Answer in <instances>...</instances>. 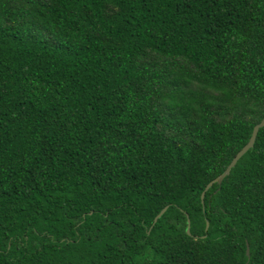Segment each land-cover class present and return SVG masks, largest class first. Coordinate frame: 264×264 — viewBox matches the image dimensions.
Masks as SVG:
<instances>
[{
    "label": "trees",
    "instance_id": "obj_1",
    "mask_svg": "<svg viewBox=\"0 0 264 264\" xmlns=\"http://www.w3.org/2000/svg\"><path fill=\"white\" fill-rule=\"evenodd\" d=\"M263 115L264 0H0V264H264Z\"/></svg>",
    "mask_w": 264,
    "mask_h": 264
},
{
    "label": "water",
    "instance_id": "obj_2",
    "mask_svg": "<svg viewBox=\"0 0 264 264\" xmlns=\"http://www.w3.org/2000/svg\"><path fill=\"white\" fill-rule=\"evenodd\" d=\"M263 126H264V115L261 118V120L253 126V129H252V132H251V135H250L248 141L243 145V147L240 150H238V152L231 159V161L226 166L224 171L206 184V186L203 189V191L201 192V196H200L202 202L204 199L205 192L212 186V184L217 183L220 185L222 183V180L224 179V177L227 176L230 173L231 169L236 165L237 161L254 145L257 133H258L259 129ZM167 208H168V205L164 206L159 211V213L154 217L152 224H154L157 221V219L165 212V210ZM208 226H209V222L206 221L205 231H207ZM186 232L188 234H190V220H189L188 216H187ZM246 254L249 257V245H248V243H246Z\"/></svg>",
    "mask_w": 264,
    "mask_h": 264
}]
</instances>
